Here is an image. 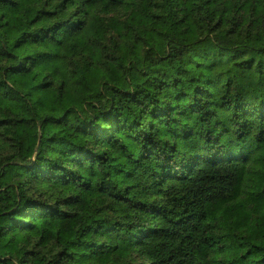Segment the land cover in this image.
Masks as SVG:
<instances>
[{"label":"trees","instance_id":"trees-1","mask_svg":"<svg viewBox=\"0 0 264 264\" xmlns=\"http://www.w3.org/2000/svg\"><path fill=\"white\" fill-rule=\"evenodd\" d=\"M0 264H264V0H0Z\"/></svg>","mask_w":264,"mask_h":264}]
</instances>
